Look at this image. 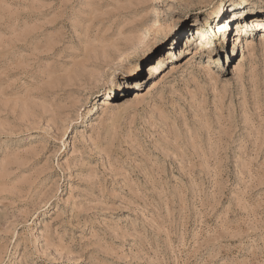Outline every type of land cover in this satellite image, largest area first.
Wrapping results in <instances>:
<instances>
[{
    "label": "rangeland",
    "instance_id": "1",
    "mask_svg": "<svg viewBox=\"0 0 264 264\" xmlns=\"http://www.w3.org/2000/svg\"><path fill=\"white\" fill-rule=\"evenodd\" d=\"M0 264H264V0H0Z\"/></svg>",
    "mask_w": 264,
    "mask_h": 264
},
{
    "label": "bare ground",
    "instance_id": "2",
    "mask_svg": "<svg viewBox=\"0 0 264 264\" xmlns=\"http://www.w3.org/2000/svg\"><path fill=\"white\" fill-rule=\"evenodd\" d=\"M204 21H205V22H204ZM204 21L201 22V27H202L203 25L207 26V24H208L207 19L204 20ZM255 21L257 22V18H256ZM244 25L246 26L245 23H244ZM215 26H217V27L219 28V29L217 30L218 32H223L224 29L226 28V25H225V22H224V21H218V22H216V23H215ZM250 27H251V28H255V27H257V25L254 24L253 22H251ZM240 31H242V29H240V30L238 31V33H240ZM194 32H195L196 35H197V34L200 35V34L202 33L201 30H200L199 28H196V29L194 30ZM201 37H202V35H201ZM188 39H189V38H188ZM245 41H247V40H245ZM246 43H248V42H246ZM148 53H149V48H148V46H146L144 43L141 42V43H138V45H137V51H136V54L134 55V57H135V59L140 60V59L145 58V57L147 56ZM108 101H109V98L102 99V100H101V106L109 105L110 102H108Z\"/></svg>",
    "mask_w": 264,
    "mask_h": 264
}]
</instances>
